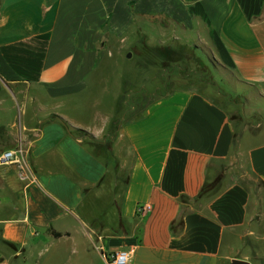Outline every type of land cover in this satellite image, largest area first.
<instances>
[{"label":"crops","instance_id":"1","mask_svg":"<svg viewBox=\"0 0 264 264\" xmlns=\"http://www.w3.org/2000/svg\"><path fill=\"white\" fill-rule=\"evenodd\" d=\"M137 16L193 32L264 96V0H0V154L19 149L33 177L0 164V264H107L131 248L129 264H264V131L239 137L264 107L248 116L245 95L201 81L75 116Z\"/></svg>","mask_w":264,"mask_h":264},{"label":"rangeland","instance_id":"2","mask_svg":"<svg viewBox=\"0 0 264 264\" xmlns=\"http://www.w3.org/2000/svg\"><path fill=\"white\" fill-rule=\"evenodd\" d=\"M165 24L167 22L164 19L145 20L137 16L133 25L126 28L123 35H118L120 39L106 49L114 55L106 61L107 67L105 64L106 68L102 69V75L99 76L100 81L87 91L86 97L84 95L80 99H70H79L84 105L83 109L78 110L79 114L71 108L78 119H104L108 113H117L119 105L134 104L135 108L142 107L176 85L201 81H215L224 91L245 95L244 98H235L236 101L242 102L237 103L236 108L248 116L253 115H250L252 109L264 107V96L249 92L241 84L236 85L235 77L220 67L206 45L199 42L196 34L191 32L193 35L190 34L187 41L184 33L172 27L166 28ZM128 53H131V57L127 56ZM69 107L68 104V109ZM130 107H124V114L130 111ZM56 110L62 113L66 109L61 106ZM262 114L264 115V112ZM251 118L247 121L240 119L245 121L247 128L239 131V137L247 145L257 141L260 138L259 133L264 131V126H257L258 123L264 125V119L258 116L256 119ZM37 259L38 264H43L45 256L42 262L40 257ZM32 263L30 260L27 264Z\"/></svg>","mask_w":264,"mask_h":264},{"label":"built area","instance_id":"3","mask_svg":"<svg viewBox=\"0 0 264 264\" xmlns=\"http://www.w3.org/2000/svg\"><path fill=\"white\" fill-rule=\"evenodd\" d=\"M16 162L20 168V177L22 180H32L33 177L29 171V167L22 156L21 151L7 150L0 154V164ZM151 208V205L146 203L138 207V211L142 214L146 213ZM134 253V248L129 250H118L110 252L106 255L107 264H129Z\"/></svg>","mask_w":264,"mask_h":264},{"label":"trees","instance_id":"4","mask_svg":"<svg viewBox=\"0 0 264 264\" xmlns=\"http://www.w3.org/2000/svg\"><path fill=\"white\" fill-rule=\"evenodd\" d=\"M76 131H78V132H84V131L81 130V129H76ZM218 179H219V177H218L215 181H213V182H211V183H208V184H205V185L202 187V192H204V191H206L207 189H209L210 187L214 186ZM8 244H9L10 246L14 247V248L16 247L13 243L8 242ZM0 260H2V257H0Z\"/></svg>","mask_w":264,"mask_h":264},{"label":"water","instance_id":"5","mask_svg":"<svg viewBox=\"0 0 264 264\" xmlns=\"http://www.w3.org/2000/svg\"><path fill=\"white\" fill-rule=\"evenodd\" d=\"M128 57H131V53L127 54ZM230 264H252L251 261L239 258H233Z\"/></svg>","mask_w":264,"mask_h":264}]
</instances>
